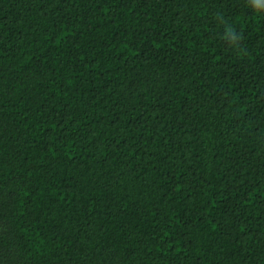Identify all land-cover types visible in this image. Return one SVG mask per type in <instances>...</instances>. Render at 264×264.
Wrapping results in <instances>:
<instances>
[{
	"label": "trees",
	"instance_id": "trees-1",
	"mask_svg": "<svg viewBox=\"0 0 264 264\" xmlns=\"http://www.w3.org/2000/svg\"><path fill=\"white\" fill-rule=\"evenodd\" d=\"M0 264H264V0H0Z\"/></svg>",
	"mask_w": 264,
	"mask_h": 264
}]
</instances>
